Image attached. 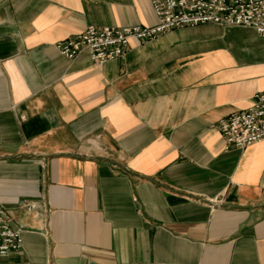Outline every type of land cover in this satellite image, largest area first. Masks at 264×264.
Segmentation results:
<instances>
[{"label": "crops", "instance_id": "0c3cea01", "mask_svg": "<svg viewBox=\"0 0 264 264\" xmlns=\"http://www.w3.org/2000/svg\"><path fill=\"white\" fill-rule=\"evenodd\" d=\"M149 0H0V264H264V140L219 119L264 91V37L170 30L93 64L87 26H153Z\"/></svg>", "mask_w": 264, "mask_h": 264}, {"label": "built area", "instance_id": "2783aa9c", "mask_svg": "<svg viewBox=\"0 0 264 264\" xmlns=\"http://www.w3.org/2000/svg\"><path fill=\"white\" fill-rule=\"evenodd\" d=\"M156 17L153 26L89 25L81 33L55 44L68 60L85 51L90 61L101 65L122 57L130 39L148 42L170 30L203 24L241 26L264 37V0H149ZM217 130L228 147L244 148L264 140V91L254 94L246 109L223 117ZM10 211L0 204V258L18 251L20 229L12 228Z\"/></svg>", "mask_w": 264, "mask_h": 264}]
</instances>
